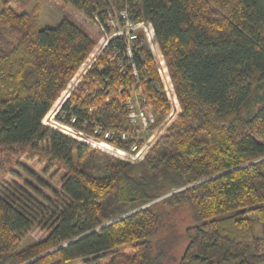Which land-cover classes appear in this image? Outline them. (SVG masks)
<instances>
[{"label": "trees", "instance_id": "16d2710c", "mask_svg": "<svg viewBox=\"0 0 264 264\" xmlns=\"http://www.w3.org/2000/svg\"><path fill=\"white\" fill-rule=\"evenodd\" d=\"M64 1L93 23L125 6L150 21L181 112L139 165L108 157L95 160L94 174L97 150L43 119L97 39L67 18L40 29L37 10L0 0V148L20 146L64 172L46 205L0 185V264H158L163 252L153 257L150 240L161 224L158 203L187 204L196 220L178 264H264V0ZM103 63L67 98L66 122L75 114L125 126L126 95L106 100ZM36 227L46 236L17 250ZM130 243L131 252L117 249Z\"/></svg>", "mask_w": 264, "mask_h": 264}, {"label": "built area", "instance_id": "2783aa9c", "mask_svg": "<svg viewBox=\"0 0 264 264\" xmlns=\"http://www.w3.org/2000/svg\"><path fill=\"white\" fill-rule=\"evenodd\" d=\"M95 21L101 36L83 63L87 67L82 64V77L75 85L100 56L104 57L101 72L108 71L111 75L106 77L101 91L107 101L115 94L125 93L120 102L128 112L126 124L123 128L107 127L92 116L79 118L75 114H71L70 121L66 122L69 112L62 110L64 102L56 112L54 128L112 158L131 163L141 161L181 112L169 66L153 24L133 17L126 6L121 9L109 7L105 17L100 19L96 15ZM144 62L148 66H144ZM150 65L154 68V81ZM114 74L131 82L127 86L113 83ZM95 111V107L89 109L92 114Z\"/></svg>", "mask_w": 264, "mask_h": 264}, {"label": "rangeland", "instance_id": "374dc122", "mask_svg": "<svg viewBox=\"0 0 264 264\" xmlns=\"http://www.w3.org/2000/svg\"><path fill=\"white\" fill-rule=\"evenodd\" d=\"M10 1L11 6L13 8H16V10L18 11H23L25 9L31 11L37 10L40 29L54 28L63 19L67 18L72 21H75L78 25H80L83 29H85L94 38L97 39L94 47H96L100 39L101 35L98 23L89 22L88 20L84 19L82 16H80L79 13L76 12V10L70 4L66 3L64 0ZM1 4L2 2L0 3V6ZM99 61H101V63L102 61H104L105 63V58H101L100 56V59H98L94 65H96ZM83 67L86 68V64H83ZM82 73L83 72L81 65L75 73L73 79L67 85L66 89L61 93L59 98L52 106L51 110L43 119L44 124L54 128L56 120L55 118L57 114L56 112L60 109L62 104L66 102V99L70 97L71 93H73L77 85L86 77L89 72H87L84 78L77 85H75V81L79 80L82 77ZM120 94L121 93H119L118 95ZM246 110L247 108L244 109L245 112ZM167 130L168 129H166L164 133ZM164 133L162 135H164ZM162 135L159 137V139L162 137ZM95 153L96 157H94L93 159L94 162L90 164V170L94 174L100 175L101 171L97 168V163L95 162V160L102 162L110 156L98 151V149ZM144 159H142L141 161L134 162L132 163V165H139V163L143 162ZM48 163L49 162L46 156L31 158V156L25 153L24 149L20 146H13L11 148L2 147L0 148V185H11L19 188H24L39 203L46 205L49 202L48 199L53 200L54 198L53 190H61V178L64 174L62 170H57L54 167L52 168L48 166ZM11 169H14V171L12 172ZM171 194L165 195L150 204L157 203ZM158 210L162 214V219L158 231L152 238H150L152 243L151 254L154 257L163 252V256H161L160 262L158 264H178L182 259L189 242L186 236V229L196 224L194 214L187 204L178 208H169L165 205L158 203ZM256 227L259 228L260 226L256 224ZM45 236L46 233L40 228L36 227L29 231L22 238L20 244L17 247V250L26 248L32 245L33 243L40 241ZM132 248L133 243H130L117 249L131 252ZM79 262L81 261L75 260L71 264H77Z\"/></svg>", "mask_w": 264, "mask_h": 264}]
</instances>
